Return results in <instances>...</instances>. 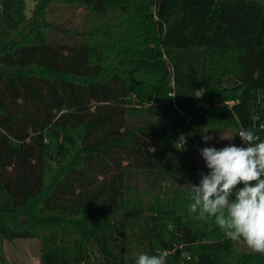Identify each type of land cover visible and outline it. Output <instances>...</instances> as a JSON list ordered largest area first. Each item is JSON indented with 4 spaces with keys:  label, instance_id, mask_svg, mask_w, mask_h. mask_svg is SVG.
Returning <instances> with one entry per match:
<instances>
[{
    "label": "trees",
    "instance_id": "trees-1",
    "mask_svg": "<svg viewBox=\"0 0 264 264\" xmlns=\"http://www.w3.org/2000/svg\"><path fill=\"white\" fill-rule=\"evenodd\" d=\"M82 6L97 19L84 31L50 18ZM26 10L27 0H0L1 242L39 240L41 264H136L141 253L264 264L188 211L191 184L209 171L207 129L232 130L238 146L242 127L264 139V3L35 0Z\"/></svg>",
    "mask_w": 264,
    "mask_h": 264
},
{
    "label": "clouds",
    "instance_id": "clouds-1",
    "mask_svg": "<svg viewBox=\"0 0 264 264\" xmlns=\"http://www.w3.org/2000/svg\"><path fill=\"white\" fill-rule=\"evenodd\" d=\"M237 134L243 146L199 149L209 171L200 173L198 185L190 183L188 211L202 220L214 219L226 238L264 255V139L243 127ZM203 139L207 143L213 137ZM136 264L167 262L163 255L141 253Z\"/></svg>",
    "mask_w": 264,
    "mask_h": 264
},
{
    "label": "rangeland",
    "instance_id": "rangeland-1",
    "mask_svg": "<svg viewBox=\"0 0 264 264\" xmlns=\"http://www.w3.org/2000/svg\"><path fill=\"white\" fill-rule=\"evenodd\" d=\"M264 3V0H260ZM35 5V0H27L26 13L30 17ZM56 17H50L55 19L60 26L70 28L78 31H84L89 24L94 25L97 19L90 14V11L85 7H70V8H53ZM68 21H72V24L67 25ZM63 37H69V35H63ZM151 45V43H150ZM173 86V85H172ZM202 93V90L199 94ZM174 97L173 93L171 94ZM206 135L213 137L212 140L206 143V147H216L220 149L235 142L236 134L232 130L224 128V126H216L206 130ZM239 146H241L239 144ZM238 253L248 254L251 252L247 246L242 242H235ZM4 255L12 264H41L40 262V241L36 239H19L16 241H4L0 240V258Z\"/></svg>",
    "mask_w": 264,
    "mask_h": 264
},
{
    "label": "built area",
    "instance_id": "built-area-1",
    "mask_svg": "<svg viewBox=\"0 0 264 264\" xmlns=\"http://www.w3.org/2000/svg\"><path fill=\"white\" fill-rule=\"evenodd\" d=\"M241 145L243 146V142L241 143Z\"/></svg>",
    "mask_w": 264,
    "mask_h": 264
}]
</instances>
